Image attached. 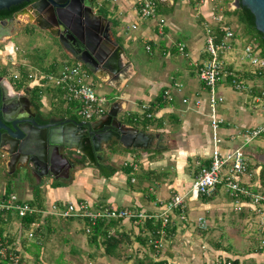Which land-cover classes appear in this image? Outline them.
<instances>
[{
  "label": "rangeland",
  "instance_id": "rangeland-1",
  "mask_svg": "<svg viewBox=\"0 0 264 264\" xmlns=\"http://www.w3.org/2000/svg\"><path fill=\"white\" fill-rule=\"evenodd\" d=\"M96 2L105 4L104 0H96ZM181 2L182 0H175L176 5H180ZM226 11L227 10H225L224 6V10L222 11L224 20L231 28L235 30V32L240 33L241 26H239L236 22V18L234 16H227ZM21 20H23L22 25L20 28H18L16 34L13 35L9 39V41L6 42V44L0 43V74L8 80L11 79V82L13 81L11 77L19 75V70L21 68L25 73L29 74L30 71H34L29 67L33 66L34 68H41L49 60L55 59L58 61L64 56L67 57L60 52L58 47H56L58 43L55 39H50L43 30L37 29L35 26L29 23L27 26H24L27 20L23 17L21 18ZM134 21L137 23L142 22L141 19L136 17ZM130 22L132 21L128 19V16H126L125 18L119 17L118 30L121 31V35L124 38H129L131 40V50L125 51V56L131 61L132 64H134V69H136L137 72L136 77L129 80L126 89H128L129 86L136 88V93L139 94L140 92L143 96L146 95L144 94V91L146 90L145 88L147 87V85L157 79L155 74L162 75L163 72L160 68L162 67L164 56H162L158 50H154V53L152 54L146 52L144 47L145 41L143 38H141V28L137 27L135 29H131ZM26 28L27 30L32 31L27 32ZM199 31L202 32L200 29ZM185 34L186 32L175 31V33L173 34V38L176 41L182 40L186 36ZM180 42L186 45V39ZM200 46L202 47V43L200 44ZM15 47L19 49V53L16 55V58L14 60L5 58V56H3V53H5L3 52V50L14 51ZM7 56L10 57V54H8ZM174 58L176 59V61L175 59L172 60H174L177 65H181L183 69H187V62L189 60L188 58H183V56L178 54V52H176ZM168 59H170V57H168ZM68 60L70 59L68 58ZM29 62L32 63V65L29 64ZM22 63H26L27 65ZM21 64L24 66H21ZM174 76L176 78L175 81L182 85V94H184L186 97L192 98V95L186 92L188 88L186 86V83L183 82L182 78H180L178 75V71H176L174 68L169 69L167 74L164 76V79L162 78L157 80L158 82H160V84L162 83L164 85L165 82L170 83V78ZM195 81H197L196 78ZM94 84L97 92H103V94L109 100L115 98L116 94L112 92V90L110 91L108 88H98L97 81H95ZM216 91L218 95H221V91L223 95L222 97L224 99L223 103L217 105L216 111L220 117L226 120V122L232 121L231 119H229L230 117H227L228 112L230 113V109L234 104H239V106H241V109H243L248 115L245 121L243 119V122L245 123H242V125L235 124L238 125V127H251L259 125L263 122L264 116L262 114L258 112L252 113L251 101L245 94H237L231 92V90L227 88L221 89L219 87H216ZM199 94L201 95L199 99L202 102L201 107L206 106L208 97L206 89H202L201 93ZM50 95L51 93L43 92L44 98L42 97L41 100L44 104L42 105V109L46 110L44 108L48 107L52 111H54L55 109L61 110L62 103L60 102V100L51 98ZM138 99L140 100L139 97ZM179 100H176L177 104L179 106H182ZM183 107L185 112H183L181 116H176L173 114L177 120L174 118L162 119L163 128L156 129L157 127L156 125H154V123L150 126H147L146 130L154 133L156 132L162 136L163 140L161 141V146L159 148L149 149L146 151L136 150L135 152H127L119 145L107 146L105 148L104 167H111L115 171H121V168L124 167L123 164L126 161H134V163H136L138 166L137 171L132 174L133 176H131L130 183L127 182V176L124 174V181H122V183L124 186H127V188L131 185V187L134 188L133 191L141 192L143 195L148 196V198L151 193L149 189L156 190L160 187L167 189L168 185H171L175 182L178 186H181L184 189L182 190L183 193L188 191L193 177L198 171L199 166L202 165L203 161H207V157L208 155H210V153L207 154L208 151H206V148H208V146L211 147V131L208 119H206L204 115H199L195 112L189 111L186 109V106ZM226 115L227 117H225ZM198 117L201 120L199 124ZM182 123H185V126H183ZM235 125L231 123L229 127L234 128ZM245 150L250 153H254L256 156H247L252 169L256 170L259 167L264 169V159L260 157V155H264V136H260L252 140L246 146ZM83 169H85L83 170L85 172L84 177H87L88 180V173L89 171H91V168L85 167ZM6 171V165H0V184H2L3 182H7L11 187L10 189L19 197L21 193L23 194V188L20 186V183H22L23 180V175L22 173L17 172L18 177L16 176L12 178L8 177L5 174ZM176 171H179V173ZM99 172L101 173L100 169ZM257 178H255L252 184L256 186L258 190L264 192V184L261 183V181H259ZM90 181L92 186L91 192H94V187L96 184L94 181ZM44 182H47V179H45ZM140 187H142L141 191L139 189ZM74 188H76V185L75 187L72 186L68 189L67 192L69 193V195H72ZM81 193L82 192H78L77 196H83ZM169 194L170 197L174 195L172 194V190H168L162 194V198L169 199ZM105 195L107 196L108 193L105 192ZM75 199L76 195L73 194L70 198L67 199V201H74ZM142 199L143 201L146 200L144 196H142ZM210 199L212 201L219 200L215 202L216 205H220V207H218L219 209L216 208L215 212L211 210V213L205 211L201 213L207 221V228L205 230L199 229V227H197L196 219L200 214H198V211L195 210L198 205H193L199 204L201 202L196 201L195 203L191 204L186 203L188 210L186 214V221L187 223H189V225H186L187 228L193 234H197L198 231H203L204 235L207 237L204 241L214 247V250L226 251V253L232 257L238 256V260H231L230 258H228V261H230L231 264H234V261L236 262V264H255V256L258 254L264 255V243L262 244L261 242L262 234L260 232L256 219L244 214L239 215L232 213L230 211V206L228 205V197L224 193V189H221L219 191V194H217L215 198L212 197ZM227 201L228 204H226ZM225 204L227 206H225ZM190 208H194L193 211ZM186 221H184V223ZM75 222V224H78L75 226L76 228H74L77 232L76 235H74L73 233L68 234L63 231L59 232L57 227L59 224H56V228H54V231H50L48 233V231L45 230L44 234H50V238L47 241H43L41 247L37 246L36 242H38L39 240H36V234L38 233V231H40L39 229H41L40 227L42 222L40 223V227L30 226V231L26 229L15 230V228L12 226L9 229L7 228L8 233L3 237L7 240H10L11 242L14 241L15 247L18 248L16 250V253L19 255V264H126L125 262L117 259L114 260L112 258L101 257L100 247L105 248L104 246L97 247V250L94 245H89L91 247L90 248L87 244V241L89 240V237H87V235L89 236V233H87L86 231L83 232V230L81 232V227H83L84 224H82L81 226V223H77V221ZM69 229L71 230L70 227ZM4 231L5 229L3 230V232ZM173 235L176 236L175 232L170 231L166 233L165 236L159 239L162 243L161 249H159L161 256H168L170 245L169 240H171L170 238L173 237ZM147 237L150 238V236ZM66 239L68 242L64 241ZM74 241H77V244L75 246L76 248H74L75 250H73V252L76 253L73 254L75 257L73 256V261L65 263L66 260L64 259V252L67 253V251H69V247L71 246L70 244L74 243ZM79 241H81V243ZM22 242H24V245L22 244ZM11 247L13 249H16L13 245H11ZM149 248L150 247L147 245L146 251L150 255ZM58 250H60V252L56 255ZM151 251H153L154 255L156 254L154 248ZM92 252H94V254H96L97 256L95 258H88L87 254ZM127 253L130 252H125L124 255L120 256V258L125 257ZM246 255L254 256L253 258L251 257L246 260L244 258V256ZM123 260L125 261L126 259L123 258ZM243 261L245 262L240 263Z\"/></svg>",
  "mask_w": 264,
  "mask_h": 264
},
{
  "label": "built area",
  "instance_id": "built-area-1",
  "mask_svg": "<svg viewBox=\"0 0 264 264\" xmlns=\"http://www.w3.org/2000/svg\"><path fill=\"white\" fill-rule=\"evenodd\" d=\"M105 3L114 0H104ZM190 5L192 1L204 5L210 3L212 21L204 28V54L206 59L200 64H195L198 81L208 93V121L211 131V152L208 157V165H200L193 177L188 191L176 193L164 202H161L155 212H137L132 209L98 208L93 209L87 202H75L62 205L52 204L48 209L31 206L21 201L16 195H0V215L6 220L7 216L22 219L25 217H54L55 219L87 220L93 226L97 221L119 222L128 221L133 224H143L146 220L160 221L157 230L159 239L166 235V228L173 219L186 221L187 205L207 199L216 195L221 189L228 197L230 211L235 214H244L254 217L262 234L264 243V192L257 189L252 183L255 176L258 177L260 167L252 169L248 161L246 146L255 138L264 136V120L253 127H235L225 131L223 126L229 123L217 114L216 107L223 103L224 99L217 94L216 87L227 86L239 94H245L251 101V110L264 116V57L259 43L249 36H242L235 32L221 16L223 9L214 5V0H182ZM101 6V3L97 5ZM157 0H137L136 15L142 20H152L158 17ZM165 20L159 19L158 29L163 33ZM132 28L134 26H131ZM17 51V48H14ZM178 54L187 57L184 43L176 44ZM150 51V47H146ZM5 51V50H4ZM3 51V52H4ZM8 57L14 60L15 58ZM49 71L35 70L27 75V87H39L48 92H58L65 106L74 103L75 113L82 121L91 122L104 116L111 104L105 95L96 91L95 84L90 78L89 71L79 62L64 60L55 69ZM251 78H246V76ZM19 75L11 77L17 79ZM182 91V85L171 83L161 93V99L165 103H172ZM53 94V93H52ZM181 103L188 108L201 105L199 98L190 99L181 96ZM149 105H142L141 111L146 118L151 119L153 114L149 112ZM224 130V131H223ZM123 166L136 172L138 166L134 161H126ZM133 181V180H132ZM197 227L207 228V221L200 216L196 219ZM31 226H37L35 222ZM85 231L90 233V227ZM153 241L156 254L159 253L162 243ZM11 243L3 236L0 237V264H19V255ZM154 262H156L154 260ZM225 264H230L226 262Z\"/></svg>",
  "mask_w": 264,
  "mask_h": 264
},
{
  "label": "crops",
  "instance_id": "crops-1",
  "mask_svg": "<svg viewBox=\"0 0 264 264\" xmlns=\"http://www.w3.org/2000/svg\"><path fill=\"white\" fill-rule=\"evenodd\" d=\"M136 1L137 0H114L113 2H108L105 4L101 3L103 4V6L102 7L100 6L98 8L96 7V8L98 10L102 8L103 14L106 15L108 19H110L112 25L114 26L112 36L115 42L118 45L122 46V48L124 49V52L127 50H131V40L129 38H124L121 35V31L118 30V23H119V17L125 18L126 16H128V19L132 21L130 22L131 29L133 28L135 29L137 27L141 28V38H143L145 41L144 42L145 50L147 46L150 47V51L146 50V52H148L149 54H152L154 53V50H158L159 53L162 56H164V60L162 63L163 68L162 67L160 68L163 73L162 75L155 74L157 79H162V78L164 79V76L167 74L169 69L174 68L176 71H178L179 77L182 78L183 82L186 83V86L188 87L186 92L192 95V98L190 99H194L196 97L200 99L201 95L199 93H201L202 89L204 90L205 88L198 81V78L196 75L195 64L196 63L200 64L202 61L206 59V55L204 54V33H205L204 28H205V25L211 26V23L214 22L212 21V14H216L212 12L211 4L205 3L204 5H200L192 1L190 5H186L182 1L180 5H176L175 0H157L158 1V6H157L158 17L152 20H142L141 19L142 22L137 23L134 21L135 17L138 18L136 15ZM233 1L234 0H214V5H217L219 8H222L223 10H224V6H225V10H233L234 8ZM221 16L223 18L222 19L223 23L227 24V22L224 20L223 13L221 14ZM161 18L165 20V25L163 27L162 34H160V31L158 29V22H159V19ZM114 23L116 26L114 25ZM131 26H134V27L132 28ZM199 29L202 32H200ZM26 31L29 32L30 30H27L26 28ZM175 31L176 32H179V31L186 32L185 34L186 36L184 37V39H186L185 46H186V52L188 53V56L183 57V58L189 59L187 62V69H183L181 65H177L175 63L176 59L174 57L177 52L176 44L182 43L180 41L184 40V39L177 40V41L174 40L173 34L175 33ZM241 32H242V28H241L240 33ZM201 43H202V47L200 46ZM4 52L5 53H3V56L10 54L12 55V57L16 58V55L19 53V49L17 48V51H15L14 49V51H4ZM168 57H170V59H168ZM172 59H175V61ZM64 60H68V58L64 56L58 61L55 59H52V60H49L47 63H45V65H43V67L41 68H36V67L34 68L33 66L29 68H31V70H34V71L41 70L42 68L46 69L49 67V65L52 62V63H55L54 66L56 69L59 66V64ZM22 64H26V63H22ZM22 64L21 66H24ZM29 64L32 65V63L30 62ZM133 65L134 64H132V66ZM134 68L135 67L133 66V74L127 80L123 88V91L128 95V101L125 105L124 111L120 114L119 117L120 118L124 117V119L126 118V120H128L129 125L131 126H134L141 130L145 129L146 132L151 133L152 135L153 134L156 135L158 133L156 132L154 133V132L146 130L147 126H150L154 123V125H156L157 127L156 129H161L163 128L162 119L164 118L176 119L174 115L181 116L183 112H185L183 106H186L181 103V96H185V95L182 94L181 92L180 94L177 95V97L174 99L172 103H165L162 101L161 93L163 89L173 82L177 83L175 81L176 80L175 76L170 78L171 80L170 83L165 82L164 85L162 83L160 84V82H158L157 79L153 82H150L145 88L146 90L144 91V94L146 95H143V96L140 92L139 94L136 93V90H137L136 88L129 86L128 89H126L129 80L132 78H135L137 75L136 69ZM195 78L197 79V81H195ZM98 88H108L110 91L112 90L109 85H104L102 82L98 83ZM219 88L221 89L227 88L231 90L227 86H220ZM231 92H234V91L231 90ZM98 93L103 94V92H99V91ZM220 94L221 96H223L221 91H220ZM50 96L51 98L61 101L60 96L57 97L53 95L52 93ZM138 97L140 98V100L138 99ZM157 98H160L159 103L162 106L158 110L157 108L155 109V107L158 106V103H156ZM113 99L111 100V102L113 101ZM176 100H179L182 106H179ZM41 104L42 105L44 104L42 100H41ZM42 105L40 107V113H41V116L46 117V118L50 115L53 116L54 114H61V115L66 116L75 111V109L67 110V107L65 106L64 103L61 106L62 108L61 110L55 109L54 111L50 110V108L48 107H45V105H44L45 107L44 109L46 110H43ZM142 105H149L150 106L149 112L153 114V117L150 119L151 122L147 126L144 125L145 115L141 111ZM201 106H202V102L198 108L196 107L188 108V106H186V109L189 111L195 112L196 114L204 115L206 119H208L207 104L206 106H203V107ZM189 117H192V116H189ZM225 117H227V115ZM247 117L248 115L243 109H241V106H239V104L237 105L234 104L230 109V113L228 112L227 118L232 120L230 122L228 121L229 126L231 123H233L234 125L235 124L242 125V123H245L243 122V119L245 121ZM130 119H132V121H130ZM200 122L201 120L199 118L198 124ZM182 125L185 126V123H182ZM229 126L224 125L223 129H226L225 131H229V130L234 129L235 127H238V125H235L234 128L229 127ZM206 151H208L207 154L210 153L211 147L208 146V148H206ZM246 152L248 156L252 155L256 157L254 153H250L248 151ZM208 157H207V160H208ZM0 165H4V163L1 162ZM85 167H86L85 165L78 166L73 173L72 180L66 183H60L57 181L52 182V179H49V180L47 179V182H44L45 181L44 180L42 184L38 181L37 183L33 184L31 181V178L29 177L23 178L22 183H20L21 184L20 186L23 188V194L21 193V195H19L18 197L17 194H15L12 190L10 194L16 195L23 202L31 203L33 200V189L39 186L40 187L39 192H40V197H41V202H42L40 208H43V209H48L52 204L62 205L65 203L67 204V203H75V202H87L88 204L91 205L93 209H98L102 207H113V208H120V209H132L137 212L144 211V212L150 213V212L157 211L158 205L162 201L168 199V198L166 199L162 198V194L165 191L172 190V194H176V193H183L182 190H184L181 186H178L177 183L175 182L171 185H168L167 189H164L163 187H160L159 189H156V190L149 189L151 193L148 198V196L143 195L141 192L133 191L134 188L131 187V185L128 186V188L127 186L123 185L122 181H124V178H123L124 173L122 170L116 171L111 177L106 178L103 176V174L99 172V168L90 167L91 171H89L88 173L89 179L87 180V177H84L85 172L83 171L85 170L83 169ZM19 172L20 171H18V173ZM176 172L179 173V171H176ZM5 174L8 177H12V178L17 176L16 172H14L12 175H8L6 171ZM254 178H257V177L255 176ZM90 180L94 181L96 184L94 187L95 188L94 192H91L92 186H91ZM55 183H60L62 186H54ZM8 185L9 184L7 182H3L2 184H0V195L4 193ZM75 185H76V188H74L72 195L75 194L76 199L74 201H67V199L72 196V195H69L67 191L70 187L72 186L75 187ZM139 189L141 191L142 187H140ZM78 192H82L81 194L83 196L81 195L77 196ZM105 192L108 193L107 196L105 195ZM217 194H219V192ZM217 194L214 195L213 197L215 198ZM142 196L146 198L145 201H143ZM169 197H170V194H169ZM215 201H219V200L212 201L210 199V201L205 202L203 199H200L199 202L201 203L193 204V205H198L195 208V210L198 211V214L204 217L203 214H201L202 212L205 211V212L211 213V210L215 212L216 208L219 209L218 207H220V205H216ZM192 203H195V202H192ZM188 204H191V203H188ZM226 204H228V201L226 202ZM226 204L225 206H227ZM35 207H39V206L35 205ZM190 209L193 211L194 208H190ZM185 214H187V212ZM200 215H198V217H200ZM1 218H2L1 220L3 224H0V227L2 229L3 228L5 229V231L3 232L4 235L2 234V236H6L5 234L8 233L7 228L9 229L12 226L15 228V230L26 229L30 231L29 227L27 228L24 225H22L20 222V219L18 218L8 217V216L6 220H4L3 216ZM75 221H77V223H81V226L82 224H84L83 227H81V232L82 230L83 232H85V228L87 227V224H86L87 222L85 220H77V219L64 220V219H55L54 217H51V216H48V217H40V216L37 217L36 216V220H35V223L37 225L36 227H40V223L42 222L41 227H40L41 229H39L40 231H38V233L36 234V240H39L38 242H36L37 246L41 247L43 241L49 240L50 234L45 235L44 232L45 230L48 231V233L50 231H54V228H56V224L57 225L59 224L57 226L59 232L63 231L68 234L73 233L74 235H76L77 232H76V229L74 228H76L75 226L78 224H75L76 223ZM141 225L143 224L133 225V223L131 222L129 223L128 221H120V222H116L115 224H112L111 226H109L107 229V235L114 237L117 240L111 243L112 245L110 249H108L107 247L108 244L104 243L105 240L103 237H99V239L94 242L93 240H91L90 238L91 236L87 235V237H89L87 244L88 246L94 245L95 248L99 246H104L105 248L100 247L101 257L112 258L114 260L117 259L122 262H125L126 264H146L147 262L148 264H150L154 262V260L156 262H159V261L164 262V264H170V263L172 264H225L226 262H230L228 261V258H230L231 260L239 259L238 256H233V257L229 256L226 253V251L214 250V247H212L206 241H204L205 238L207 237L204 235L203 231H198L197 234H193L186 226V225H189L187 221L184 223V221H181L176 218L173 219V222L171 224V227L173 228L176 236L173 235V237L170 238L172 241L169 240L170 245H169V250H168L169 251L168 256L163 257L161 256L160 252L154 255L153 251H151L150 248H149L150 250V255H149V253H147L146 251V247L148 244L145 246L144 244H141L137 240V237L140 234L142 238L145 236H148L146 232H143L144 228H143V231L141 230L142 228ZM69 227L71 228V230L69 229ZM8 241L14 246V248H16L14 241L13 242H11L10 240ZM64 241H67V239ZM76 242L77 241H74V243L70 244L71 246L69 247V251H67V253L64 252V259L66 260V261L64 260L65 263H69L73 261V256H74L73 254H76L75 252H73V250H75L74 248H76L75 247L77 244ZM79 242L81 243V241ZM22 244L24 245V242H22ZM17 249L18 248H16V250ZM107 249L110 252L109 255H107V252H106ZM42 250H43V247H42ZM59 252L60 250H58L56 255L59 254ZM125 252H130V253H127L125 257L120 258V256L124 255ZM87 256L88 258H95L97 255L94 254V252H92V253H88ZM253 256L254 255H246L244 256V258L248 260L251 257L253 258ZM123 258H125L126 260L124 261ZM254 261H255V264H264V255H260V254L256 255L254 258ZM244 262L245 261L240 262V263H244ZM86 264H91V263H86Z\"/></svg>",
  "mask_w": 264,
  "mask_h": 264
},
{
  "label": "water",
  "instance_id": "water-1",
  "mask_svg": "<svg viewBox=\"0 0 264 264\" xmlns=\"http://www.w3.org/2000/svg\"><path fill=\"white\" fill-rule=\"evenodd\" d=\"M59 1L0 0V11L32 2L28 6L29 10L23 9L11 18L0 22V43L5 44L16 34L17 26L21 24L18 20L19 16L29 12L38 15L47 7L52 16L57 18L67 31L69 41L78 45V52L71 56L66 54V56L70 60L81 63L99 80L102 79V73L108 79L117 78L116 85L107 84L116 96L107 113L89 123L78 122L73 117L57 119L55 116L46 118L41 115L39 120H32L23 115L20 103L21 93H14L12 98L6 97L7 89L12 92L11 85L0 76V162L6 165L8 175H12L17 170L21 173L25 168L23 172L27 171V174L41 180L42 177L49 176L48 168L53 175L64 172L61 173V178L67 179L70 161L67 157H63L61 152L83 156L87 161L86 167H96L98 162L104 161V158L96 154L99 145H107L112 139L126 151H146L151 148L153 139L151 133L128 125L123 122V118L119 117L128 101V95L123 88L133 74V66L125 56L122 46L115 42L109 21L103 16L94 15L92 0H84L83 3L81 0H67L70 4L69 10L62 13L56 10L54 15L52 7H58ZM233 3V10L243 7L252 14L255 29L261 34L264 44V0H234ZM9 26H12V31ZM57 39L60 46L69 45L61 36ZM97 68H99L98 74L95 73ZM51 119L54 121H49ZM100 134L106 139L102 138L99 141ZM159 139L163 140L161 135ZM160 141L155 148L161 146ZM4 156L8 158V161L4 160ZM260 157L264 159V155ZM18 158L29 161L28 165L23 164L22 168H17Z\"/></svg>",
  "mask_w": 264,
  "mask_h": 264
},
{
  "label": "flooded vegetation",
  "instance_id": "flooded-vegetation-1",
  "mask_svg": "<svg viewBox=\"0 0 264 264\" xmlns=\"http://www.w3.org/2000/svg\"><path fill=\"white\" fill-rule=\"evenodd\" d=\"M80 1V0H79ZM59 5L58 7H52V10H53V13L54 15H56V10L60 11L61 13L63 11L67 12L69 9V6L70 4L67 2V0H60L59 1ZM81 2L83 3L84 0H81ZM32 3V2H30ZM30 3H26V6L24 8H22L21 10L23 9H27L29 10L28 6ZM94 5V6H93ZM99 5V2H96V0H92V11L94 13V15L96 16H103L105 18H107V16H104L103 12H102V8L100 10H98V6ZM103 6V4H101V7ZM97 7V8H96ZM73 8H75V6L73 5ZM21 10H19L18 12H20ZM17 13V12H16ZM15 14V13H14ZM13 14V15H14ZM12 15V16H13ZM11 16V17H12ZM10 17V18H11ZM19 20L23 17L27 20L26 24L24 26H27L28 23L35 26L37 29H41L42 27H44L45 29H41L43 30L50 39H55L56 42H57V38L59 36H61L62 38H64L65 42L66 43H69V45H66L65 47H62L60 46L59 44L56 45V47H58V49L60 50L61 53H63L64 55L68 54V55H74L75 52H78V48L77 46L78 45H74L73 42H70L69 41V38H68V34H67V31L65 30V28L63 27V25L57 20V18H54L52 16V13L48 10V8L46 7L41 13H39L38 15H35L34 12H29V14H23L21 16H19ZM56 17V16H55ZM9 19V18H7ZM6 19H3V20H0V22L4 21ZM107 20L109 21V25H110V28H111V32L113 33V25L110 21V19L107 18ZM22 22L23 20H20L19 23H21L20 25L17 26V29L21 27L22 25ZM10 27V31L13 30L12 26H9ZM57 36V37H56ZM76 56H74L75 58ZM99 68L96 69L95 73L98 74L99 73ZM103 76H102V79L99 80L97 79L91 72H89V75H90V78L91 80L95 83V81H97L98 83H103L104 85H107V84H113V85H116L118 80H116L117 78L115 79H112V78H106V75L104 73H102ZM1 77L5 78L4 76H2L0 74ZM8 78V77H7ZM11 80V79H10ZM8 79L5 78V81L11 85V91H8V89L6 90V97L7 98H12L14 96V93H21V97H20V103H21V106H22V112H23V115L29 119H34V120H39L40 119V108L38 109L37 107V104L36 102L32 99V96L31 94L25 90V89H22V90H16L14 87V84ZM55 116L57 119L58 118H68V117H73L75 118L78 122L82 121L80 119V117H78L76 115L75 112H72L70 113L69 115H53ZM52 117L51 115L48 116L47 118H50ZM54 117V118H55ZM49 121H54L53 119L49 120ZM95 121V120H94ZM82 122H85V121H82ZM92 122V121H91ZM123 122L128 124V120L124 119L123 118ZM86 123H89V122H86ZM99 137V141L103 138V139H106V137H104V135L100 134L98 135ZM159 136L158 134H153L152 135V142H151V145H150V149H155L156 145H158L157 143H159L160 139H159ZM160 144H161V141H160ZM113 145H119V143L117 141H115L114 139H112L107 145H104V144H101L99 145V149L98 151L96 152V154H99L100 157L104 158L105 157V148L107 146H113ZM120 146V145H119ZM121 147V146H120ZM61 154L63 155V157H67V159H69V164H70V167H69V177L67 179H63L61 178L62 174L64 172H57L55 175L51 174L50 173V170L47 168V172L49 174L48 177H42L41 180H38L36 176H32L30 174H27V171L26 172H23L25 171V168L24 170L22 171L24 174H23V178H31V181L33 184L40 182L41 184L43 183V181L45 179H52V182L54 181H57V182H60V183H66V182H69L72 180V176H73V173L75 171V169L80 166V165H85L87 163L86 159L83 157V156H80L78 154H75V153H71V152H61ZM105 159V158H104ZM4 160L8 161V158L4 156ZM28 162L27 160L25 159H21V158H18L17 159V163H16V166L17 168H22V165L25 164V165H28ZM104 161H101V162H98L97 163V166L96 167H101L104 165ZM16 173L18 172L15 171ZM62 173V174H61Z\"/></svg>",
  "mask_w": 264,
  "mask_h": 264
},
{
  "label": "trees",
  "instance_id": "trees-1",
  "mask_svg": "<svg viewBox=\"0 0 264 264\" xmlns=\"http://www.w3.org/2000/svg\"><path fill=\"white\" fill-rule=\"evenodd\" d=\"M25 6H26V3H22V4L18 5V6L10 7L9 9L1 10L0 11V20L10 18L14 13L18 12L19 10H21ZM226 14H227V16H234L236 18V22L242 28V32H241L242 36H249L251 38H254L259 43L260 47L262 48V56L264 57V44H263L262 39H261V34L259 32H257L256 29H255L254 18L252 16V14L246 8H243V7H240L238 9H234V10H227ZM104 16H106V15H104ZM114 25H115V23H114ZM53 64H55V63H53ZM51 69H52V66H50V67H48L46 69L42 68L41 70L49 71ZM27 75L28 74L25 73L23 71V69L21 68L19 70V77L17 79L16 78L12 79L13 80L12 82H13L16 90H22V89L27 90L31 94L32 99L36 102L37 107L39 109L41 107V105H42L41 104V98L43 96V92H48V90H45V89H42V88H39V87H33L32 89L27 87V83H28ZM246 78L248 79V78H251V77L247 75ZM262 84H263V89H264V80L262 81ZM48 93H50V92H48ZM52 93L55 96H59L58 92H56L54 90L52 91ZM60 102L62 104L64 103L63 100H61ZM159 102H160V98H157L156 103H158V106L155 107V109L157 108V110L162 107ZM66 107H67V110H71V109H75L76 105L74 103H70ZM130 121H132V119H130ZM150 122H151L150 119L145 117L144 125L147 126ZM127 152H129V151H127ZM208 164H209L208 160L207 161L205 160L202 163V165H208ZM99 169L101 170V174H103V176L106 177V178L111 177L116 172L111 167L106 168L104 166H101ZM121 170L127 176V182L130 183L131 176H133L132 175L133 174L132 173V169L130 167H128V166H124V167L121 168ZM258 180L261 181V183L264 184V169L263 168H261L260 171H259ZM54 186H62V185L60 183H55ZM10 188L11 187L9 185L6 187V189L4 191V196H7V195L10 194V192H11ZM39 188L40 187L37 186V187H35L33 189V200L29 204L31 206H35V205L39 206V208H40L42 202H41ZM203 200L205 202L210 201V199H208V198L207 199H203ZM159 205H158V207H159ZM102 208H107V207H102ZM8 217H10V216H8ZM1 219L2 218H1V215H0V224H3ZM35 220H36V218H34V217H25V218L20 219V222H21L22 225H24L25 227L28 228V227L31 226V224L33 222H35ZM85 221L87 222L86 223L87 226L90 227L89 236H91L90 238L94 242L97 241L99 239V237H103L104 240H105L104 243H107L108 244L107 247H108V249H110L111 245H112L111 243L114 242V241H117L114 237H111V236L107 235L108 227L111 226L112 224H115L116 222H113V221H111V222L97 221L93 226H91L89 221H87V220H85ZM141 227L144 228V231H143V229H141V230L143 232H146L147 235L150 236V238H148L147 236L142 238L141 234H140L137 237V240L141 244H144L145 246L148 244L150 249L153 250V243L152 242L159 239V235L157 234V230L160 227V221L159 220H157V221L146 220L143 223V225H141ZM170 231L171 232L174 231L173 228L171 227V225L166 228V233H168ZM2 234H3V229L0 227V237H2ZM108 249L106 250L107 255L110 254ZM146 264H148V262ZM150 264H164V262H160L159 261V262H152ZM234 264H236L235 261H234Z\"/></svg>",
  "mask_w": 264,
  "mask_h": 264
}]
</instances>
